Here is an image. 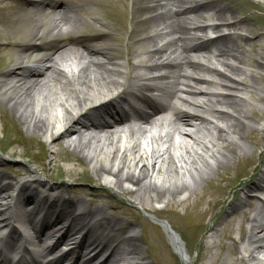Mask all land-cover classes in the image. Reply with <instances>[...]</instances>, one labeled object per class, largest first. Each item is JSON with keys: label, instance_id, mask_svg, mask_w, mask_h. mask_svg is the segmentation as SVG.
<instances>
[{"label": "bare ground", "instance_id": "1", "mask_svg": "<svg viewBox=\"0 0 264 264\" xmlns=\"http://www.w3.org/2000/svg\"><path fill=\"white\" fill-rule=\"evenodd\" d=\"M133 1L136 4L129 14L128 39L138 36L135 42L143 43L151 39L148 37L149 30L154 32L153 38L180 35L177 40L168 41L173 42L172 45L177 44L175 48L170 49L165 56L162 53L152 62L144 65H140L137 60L133 62L132 59H136L138 55L134 48L130 52L122 53L114 47V43L120 42L118 30L114 29L112 22L106 24L104 20H99L100 17L97 15L105 7L101 4L105 0L4 2L5 7H0V50L12 48L13 59L5 64L0 61V120L16 128V123L13 122L16 117L26 127L30 139L43 135L49 146L63 140L66 149H72L73 152L79 150V154H75L76 160L86 161L101 185L115 193L132 195L134 202L137 201L143 212L158 213V210L150 207L146 209L143 203L144 198L139 197L146 192V199L150 205L165 200L167 207L170 208L168 204L173 206L189 202L182 205L181 211H173L179 216L195 217L197 212L193 209L203 204L202 199L215 201L216 196L220 195L217 193L220 189H208L209 183H218L215 182L218 177L223 178L220 179L224 180L223 185L226 179H234L239 173L235 171L240 162L244 164L242 169L251 171L256 168L255 157L252 154L253 148L259 145V142L249 141V132L252 128L262 132L264 127L250 120L264 118V107L257 109H254L252 105L245 107L248 102L245 97L249 93L251 95H248V98L252 102L264 103V88L260 87V85L264 87V76L259 73V70H264V44L259 46L262 52L255 51V56L244 61L247 66L245 69L237 67L226 59L231 55L236 58L233 48L229 46L216 52L219 59L213 56L214 53L209 54L207 49L203 51L206 55L197 57L198 62H195L187 56L183 58L182 51L197 52L196 48L203 46L207 41L219 40L213 38L192 44L182 41L188 38L186 35L189 31L210 29L207 28V24L197 20L199 16L193 20H187L173 13H167L169 15L166 16L159 12L167 5L177 6L174 4L181 3V0ZM187 2V5H180V10L206 6L212 10L216 7L213 2L206 4L198 3L196 0H187ZM66 8H69L71 13L74 11L80 15V18L78 20L73 18L71 21L67 16ZM110 10L118 11L116 7H111ZM106 18L112 20V14L107 15ZM233 19L235 20L233 25L237 26L236 23L239 20L234 17ZM106 25H108V31H101V27ZM150 25L153 27H149ZM86 31L98 34V37L94 39V36ZM122 31L125 32V27ZM235 37L247 38L246 35H235ZM259 37L260 35H257L255 38ZM236 48H242V46L237 45ZM158 50H163V45L155 47L154 52ZM92 56L100 57L101 62L93 60ZM162 56L164 58H160ZM116 58L123 59L115 62ZM223 62L230 65L232 75L226 73L224 68L217 69V67L222 68ZM181 66L187 68L194 66V69L180 70ZM137 67L140 68L139 72L134 71L135 74L129 77V71ZM201 70L215 71L227 79L230 85L221 84L233 88V90L230 88L223 90L231 96H218L219 98L214 96L213 102L208 106V113L204 112L205 103L209 102L207 97L215 94V90L208 88L206 78L209 77L201 75L199 73ZM123 71H125V77ZM163 71L165 73H162ZM170 76L173 77V82L166 81V78ZM180 77L188 81L187 85L183 87L175 85ZM130 78L132 80H129ZM199 80H203V83H197ZM130 87H133V91L136 92L134 96L140 95L141 106L145 111L136 112V119L133 122L118 116L115 118L120 119L118 122L113 121L114 118L110 120V122H116L111 126L110 124L97 125V118L111 115L113 105L108 99L110 97L120 99L121 90L126 91ZM172 88L175 90L171 95L178 100L174 99L172 102L169 97L163 106H155L154 99L151 98L150 101L142 100L141 92H154L160 100L164 101ZM183 106L187 109H183ZM213 106L216 108L213 109ZM165 110H170L168 115L163 113ZM43 112L48 113L49 117L42 114ZM125 123L128 124L124 126ZM71 136L74 138H70ZM35 143L40 148V143L38 141ZM247 144L251 146L246 154L244 149ZM261 145L264 149V144ZM58 149L60 148L49 150V153L56 157L59 154ZM9 155L20 156L16 151H11ZM29 157L32 158V155ZM220 168L224 169L223 174L231 175L226 177L222 174L213 179L212 176L217 175ZM64 169L71 173L73 170L69 164H64ZM41 171L42 168L35 170L29 167V172L35 177L41 175ZM5 179L0 176V181ZM11 180H14V183L3 185L0 183V200L13 201V206L4 207L5 209L0 203V229H9L11 217L1 218L8 210L9 215L13 213L14 219L20 222L23 228H27V231L30 229L29 232H32L38 241L37 246H46L45 239L48 234L54 240L53 237L60 231L58 226L65 222L67 229L56 240V243L59 242L60 245L66 243V234L73 233L76 225L74 222L82 223L87 232L94 233V240L90 244H84V249L88 247L92 250L102 249L116 241L115 236L121 230L119 227L116 229L112 227V234L106 242H102L95 229L86 221L89 215L98 214L99 208H82L78 216H71L70 209L74 210L78 204L85 202L83 199L73 197L69 199L60 194L47 199L51 196L48 191L53 190L54 186L41 192L37 189L38 187L31 186L28 181ZM36 182L47 186V183L39 178ZM63 185L65 186L66 183ZM258 187L259 182H256L249 186V190L253 191ZM9 190H11L10 193H8ZM29 190L33 196H36L37 190L38 195L42 194V199L34 205V210L45 205L47 209H53L54 216L56 215L54 225L47 231H41L43 234L41 237L38 234L35 235L36 223L33 225L31 221L24 220L22 217L18 218L20 216V209L17 207L19 196ZM183 193H187V197H184ZM190 199L194 200L192 204ZM11 203L7 202L6 205ZM23 203L27 204L28 200ZM240 207L242 209L243 204L238 202L231 210H241ZM107 210L103 208L106 213H108ZM257 211L255 209L254 213ZM99 215L103 221H107L106 215L100 213ZM246 219L248 226L243 230L240 241V262L264 264V222L257 221L260 217L256 220L255 216ZM17 222L13 221V223ZM16 231L10 228V232L6 234L7 242L11 244L20 242L26 245L27 239L24 240L23 237L18 236ZM165 232L175 246L176 252L181 256L183 264H193L176 236L166 228ZM220 234L221 230H217L213 236L219 237ZM89 238L91 239V236ZM2 239L3 237L0 236V240ZM126 242L133 245L125 248L123 244ZM135 242L134 235L118 241L120 254L114 264L120 262V264H148L138 256L139 247ZM79 245L78 248L83 249L82 242ZM256 254L261 255L256 256ZM111 262L112 260L108 259L102 263L112 264ZM219 264H228V262L222 261Z\"/></svg>", "mask_w": 264, "mask_h": 264}, {"label": "rangeland", "instance_id": "2", "mask_svg": "<svg viewBox=\"0 0 264 264\" xmlns=\"http://www.w3.org/2000/svg\"><path fill=\"white\" fill-rule=\"evenodd\" d=\"M5 1L10 0H0V7H5ZM249 1L252 4V8L257 9L259 13V15L256 14V17L253 18V22H256L255 24L259 25L262 32L264 33V0ZM236 3L237 5L242 7L247 6V4L244 3V0H236ZM240 12H242V10L237 9L233 10L232 14L240 16ZM119 18L126 23V16L124 14H119ZM257 25H255V27ZM242 32L245 33V30H242ZM259 42L260 44H264V37H262ZM250 45L251 43L248 44L246 48H249ZM128 47L130 49L129 44ZM12 51V48L1 49L0 61L4 62L5 64L6 62L12 60ZM255 51L262 52L263 50L259 49L257 45L253 50L244 52L238 59L240 64L237 63V65H240L243 68L247 67L244 64V61L250 59L251 56H255ZM260 73L264 75V70H260ZM248 95L251 94H247V97L245 98L248 99ZM247 103L245 104V107H247L248 105H252L254 109L264 107V103L262 102H257L255 104L251 101H248ZM42 114L49 117L48 113L43 112ZM230 117L232 118V116ZM250 121L254 124L259 123L260 125H262V127L264 126V118H256ZM13 122L16 123V128H13L9 124H6V122H4L3 120H0V156H3V158L6 159L4 162L0 163V170L6 172V176L11 177L13 175L15 176V171L22 169V163L35 169L42 168L40 176L43 179H46V181L52 183L54 186H57L55 184L59 183L60 185H63V183L67 182L66 190H62L63 187H61L62 189L60 190L64 191L66 197L68 195L72 196L69 191H73V193H75L76 195L75 198H82L85 202L90 201V208H92L93 206L99 208L98 214H101L103 208L107 209L108 207H114V212H110L115 214V224L123 226L125 225L127 226V228H132L134 230L137 235L136 243L140 245V249L143 256L145 257V260L150 264H174V258L173 256H171L172 253L169 248H167V244L170 243V240L169 238H167L163 229L153 224L152 218L166 221V223L170 224L175 232L180 235L182 239L180 240L181 244L184 246L185 252L188 254V256H190V258L194 260L193 264H213L218 248V239H222L223 237H225V235L228 233L227 226L230 224L233 217L237 216L239 213L238 210L232 212V207L235 206L240 200L245 199V196H243V194H246V188L254 183L257 179L256 174L258 168L251 174L247 182L243 180L244 183L238 185L242 181V178L245 179L249 175L246 168L242 169L244 164L240 162V164L237 165L236 169L239 173L232 180L226 179L225 181L228 183L225 186H222L224 180H220L223 179L221 177H218L215 181L218 183L214 184V182H212L207 185L208 189L222 190L221 192L223 194V197L219 202L211 201L207 198L202 199L204 201L203 204L198 205V207H195L193 209V211L197 212V215L195 217H191V215L179 216L175 211H181V205H173V207H175V211H173L174 209L171 207H168V209L165 208L167 205L165 200H160L159 203H153L150 205V203L146 199V192L143 195H139L140 198H144L143 203L147 207L146 209H148L149 207L152 209H155V207L165 208L164 210L166 211H161L160 213L154 215L150 212H143L141 206L138 205L137 201L134 202L132 195H123L117 192L115 193L112 190L101 185L98 182L97 177L93 174L91 167L87 165L88 163L81 159L79 162L78 160H76L75 154H79V150H74L73 152L71 151L72 149H66V146L62 140L57 143L58 145L56 143L50 145L49 149L51 150H57V147L60 148L58 149L59 154L56 157H53V155H51L47 150L48 147L44 142L43 135L34 136V139H30L31 137L28 136L29 134L26 130V127L22 125L20 120L16 119L15 117ZM243 124L249 126V124H247L246 122H243ZM249 134V141H251L252 143L259 142V145L253 148L254 153L252 154L255 157L257 164V160H259V162L264 160L263 153L260 155V153L262 152L261 144H264V129L261 132L259 130L256 131L254 128V130H251ZM70 138L73 139L74 136H71ZM35 141H38L40 143V148H38ZM250 146L247 144L246 149H244V152L246 154L248 153ZM11 151L19 152L20 156L8 157V154H10ZM30 155H32V158L29 157ZM64 164H69L72 166V173L67 172V170L64 169ZM261 169L262 168H260V170ZM223 173L224 169L220 168L217 172V175H221ZM217 175H215V177H217ZM230 175L231 174L225 176L227 177ZM15 178L18 179L19 177ZM189 182L190 181H188V183ZM183 196L187 197V193H183ZM217 197L218 196H216V199ZM189 201L190 204L194 202V200L192 199H190ZM213 202H216V208L213 210L214 213L209 222V225L213 226L214 231L217 229H221V234L218 238L214 237L211 234L210 237L204 239L203 245L200 247L199 238L201 237V234L198 235L197 239L196 226H194V224L197 222H205V218L207 214H209L210 206L213 204ZM187 203L189 202H183L182 205H185ZM146 204H148L149 206H147ZM168 205L171 206V204ZM83 206H85V204ZM190 210L192 209L190 208ZM238 218L239 217H237V219ZM224 219L226 223L222 225ZM123 234L120 235V239L123 238ZM235 257H239V254L235 253L232 256V259ZM220 260H223L226 263L228 262V264L230 262L231 264H236L235 261L229 258V255L226 251L222 252V254L220 255Z\"/></svg>", "mask_w": 264, "mask_h": 264}]
</instances>
